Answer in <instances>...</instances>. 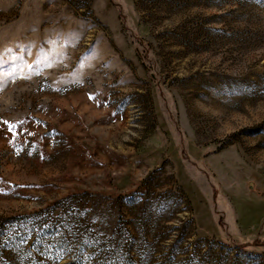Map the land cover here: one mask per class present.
Wrapping results in <instances>:
<instances>
[{
	"label": "rangeland",
	"instance_id": "1",
	"mask_svg": "<svg viewBox=\"0 0 264 264\" xmlns=\"http://www.w3.org/2000/svg\"><path fill=\"white\" fill-rule=\"evenodd\" d=\"M0 264H264V0H0Z\"/></svg>",
	"mask_w": 264,
	"mask_h": 264
},
{
	"label": "snow or ice",
	"instance_id": "2",
	"mask_svg": "<svg viewBox=\"0 0 264 264\" xmlns=\"http://www.w3.org/2000/svg\"><path fill=\"white\" fill-rule=\"evenodd\" d=\"M9 130H11V128Z\"/></svg>",
	"mask_w": 264,
	"mask_h": 264
}]
</instances>
